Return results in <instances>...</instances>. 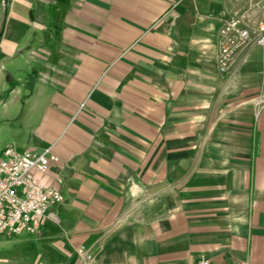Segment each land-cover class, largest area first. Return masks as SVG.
Segmentation results:
<instances>
[{"label":"crops","instance_id":"1","mask_svg":"<svg viewBox=\"0 0 264 264\" xmlns=\"http://www.w3.org/2000/svg\"><path fill=\"white\" fill-rule=\"evenodd\" d=\"M242 3L0 0V146L52 148L64 196L0 264H264L262 48L218 65Z\"/></svg>","mask_w":264,"mask_h":264},{"label":"built area","instance_id":"2","mask_svg":"<svg viewBox=\"0 0 264 264\" xmlns=\"http://www.w3.org/2000/svg\"><path fill=\"white\" fill-rule=\"evenodd\" d=\"M251 44L263 51L264 70V0H244L239 7L230 10L223 18L219 33V71L225 75L233 68L239 55ZM259 109L264 106V95L259 98ZM59 157L52 148L44 151H18L8 147L0 159V235L10 238L35 236L43 221L51 219L48 211L64 202L57 186H50L39 179L45 175ZM61 178L57 184H62ZM80 262L94 260L90 250H77ZM201 264H210L203 259ZM248 264V263H244Z\"/></svg>","mask_w":264,"mask_h":264},{"label":"rangeland","instance_id":"3","mask_svg":"<svg viewBox=\"0 0 264 264\" xmlns=\"http://www.w3.org/2000/svg\"><path fill=\"white\" fill-rule=\"evenodd\" d=\"M238 5V4H237ZM236 7H239V6H236ZM5 149H6V147H4V146H0V159H2L3 158V153H4V151H5Z\"/></svg>","mask_w":264,"mask_h":264}]
</instances>
